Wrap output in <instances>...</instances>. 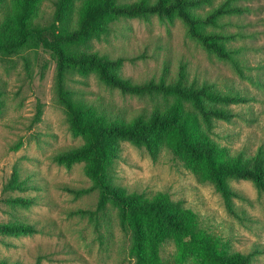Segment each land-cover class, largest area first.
Masks as SVG:
<instances>
[{
    "label": "rangeland",
    "instance_id": "1",
    "mask_svg": "<svg viewBox=\"0 0 264 264\" xmlns=\"http://www.w3.org/2000/svg\"><path fill=\"white\" fill-rule=\"evenodd\" d=\"M139 0H115L124 5ZM154 2L155 0H150ZM225 0H214L204 13ZM58 0H41L33 26L50 29L55 23ZM86 0H76L73 25L80 19ZM251 11L223 19L213 31L238 34L228 43L233 60L219 59L187 35L184 24L174 19H118L89 51L112 59L125 58L120 75L137 84L176 83L181 74L187 86L210 85L225 94H239L245 103L226 108L234 114L231 121H215L213 138L232 154L250 157L264 150V0H239ZM16 0H0V37L15 31ZM57 60L53 53L30 43L15 54H0V88L5 93L0 109V225L14 216L36 225L33 236H5L0 233V260L25 264H133L128 256L129 235L121 226L118 210L109 206L95 219L71 216L70 211H95L99 190L85 172L86 163L71 169L60 165L54 155L82 146L75 138L65 109L56 96ZM67 85L97 101L110 111L126 116L141 110L163 108L173 102L164 95L138 97L123 95L102 83L95 74L82 75L72 70ZM41 110V114H39ZM137 112V113H136ZM28 180V192H6L14 169ZM114 186L138 192L147 198L168 194L200 216L198 233L217 240L222 252L250 254L255 247L264 250V192L251 181L231 180L243 200L235 199L232 213L215 184L201 182L187 163L164 149L153 159L145 147L125 142L120 158L110 169ZM67 185L89 190L77 197L61 190ZM32 198L29 209H13L8 198ZM163 264H198L184 255L168 239L162 249ZM264 264V254L252 259Z\"/></svg>",
    "mask_w": 264,
    "mask_h": 264
},
{
    "label": "trees",
    "instance_id": "2",
    "mask_svg": "<svg viewBox=\"0 0 264 264\" xmlns=\"http://www.w3.org/2000/svg\"><path fill=\"white\" fill-rule=\"evenodd\" d=\"M213 1L139 0L119 5L115 0H86L80 19L73 25L76 0H58L55 23L50 29L41 30L33 26L41 0H16L13 18L16 30L0 37V54H15L32 43L56 57L58 102L67 113L72 135L85 139L86 143L56 153L54 160L68 169L86 163L85 172L94 183L93 189L100 193L95 211L76 210L69 214L93 220L109 206L117 209L120 226L130 238L128 256L133 264H163L162 249L168 239H172L184 255L195 258L198 264H252L254 257L264 254L263 248L258 247L250 254L222 252L217 240L198 233L199 214L185 208L181 202H172L165 193L147 198L114 186L110 181V169L120 158L122 144L129 142L145 147L153 159L164 149L170 150L187 163L199 181L215 184L232 213L235 211L234 200L244 197L231 186V180L251 181L264 192V150L260 149L250 157L232 154L213 138L215 121H231L235 117L226 107L245 103L246 98L218 92L208 84L187 86L183 74L176 83L137 84L119 73L125 58L112 59L89 51L90 44L102 40L115 20H149L157 16L161 20H180L187 35L206 51L221 60L232 61L233 52L227 45L235 41L238 34L212 29L221 28L224 18L247 14L251 8L238 5L239 0H225L204 13L199 12L211 6ZM72 70L85 76L95 74L102 83L123 95L152 97L160 94L173 102L128 117L69 88L67 75ZM3 96L5 93L0 88V109L4 105ZM59 188L77 197L89 193V190L67 185ZM31 189L17 168L4 188L6 192L22 193ZM4 201L13 209H29L36 204L34 199L22 197ZM0 233L20 237L36 235L40 230L14 216L10 222L0 225ZM0 264L25 263L0 260ZM36 264H42L41 259Z\"/></svg>",
    "mask_w": 264,
    "mask_h": 264
}]
</instances>
